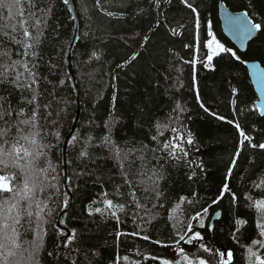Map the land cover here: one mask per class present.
I'll return each mask as SVG.
<instances>
[{
	"label": "trees",
	"instance_id": "obj_1",
	"mask_svg": "<svg viewBox=\"0 0 264 264\" xmlns=\"http://www.w3.org/2000/svg\"><path fill=\"white\" fill-rule=\"evenodd\" d=\"M72 1L80 27L73 50V68L82 110L67 150L68 188L73 196L67 213L64 202L69 205L70 196L66 197L64 185L62 147L76 110L75 90L66 63L75 22L68 1L35 0L37 10L22 3L21 7L26 9L24 19L29 25L34 22L27 15L30 11H37V16L46 20V25L40 26L41 43L34 49L39 53L35 62L39 65L40 79L32 89L17 90L8 84L0 85V96L8 97L13 109H24L20 117H10L7 125L0 121V128L30 117L38 104L36 122L44 143L51 145L45 151L55 169L50 168L48 172L47 182L53 187H48L41 199L51 197L47 204L52 214L47 216V210L43 214L48 223L42 225L47 234L43 236L39 264H71L73 258L77 264H162L164 259L175 264L181 260L180 248L190 255L200 245L213 249V252H204L200 248L197 253L209 264H220L218 253L213 254L217 249L224 252L220 245L233 253L229 264H249V247L264 254V248L252 244V239L264 240L258 237L255 227L260 217L254 207H247L250 202L245 199L246 196L264 198V189L254 187L264 180V149L251 148L247 140L243 145L240 143L243 139L240 130L254 138L252 143L264 142V115L255 105L258 95L244 63L253 59L264 65V0H223L233 10H247L262 25L246 51L239 50L222 29L221 0H189L196 13L181 0H171L170 4L161 0L160 8L150 5L149 0H131L126 7L121 6V0H100V6L96 0ZM141 8L146 11L141 12ZM13 12L14 19L8 20L6 8H0V25L18 26L21 17L16 9ZM209 33L232 49L239 59L231 53H220L208 61L206 57L211 53L205 45L211 39ZM2 49H10L14 60L30 63L33 60L31 56H17V51L23 49L0 37ZM136 53V59L132 60ZM233 89H237L235 94ZM33 96L36 101L30 105L27 101ZM177 104L182 111L176 109ZM113 116L117 122L106 128L105 123ZM235 123H239V130ZM173 128L184 133L185 138L190 131L194 140L192 145L184 144L188 156L179 162L160 150L163 142L174 135ZM24 133H28L27 128ZM15 136L16 129L12 127L7 139L11 142ZM106 136L110 137L111 145L96 147ZM153 136L157 137L155 141ZM81 151L89 155L81 157ZM234 158L236 166L226 179ZM193 171L196 175L190 180L188 177ZM154 172L162 175L161 197L156 196L152 190L155 186L149 180ZM0 174L19 177L20 171L0 165ZM125 179L130 181L131 188ZM225 183L230 192H224L223 198H219ZM132 191L136 194L135 201L130 195ZM104 192L108 193L106 197ZM232 193L236 194V204L231 200ZM104 199L123 204L124 210L107 209ZM93 200L95 204H91ZM214 200L218 202L213 203ZM89 204L93 209H105V214L89 216ZM111 211H116L119 223ZM197 212L202 213L203 228L199 220L191 219ZM215 214L219 215L212 224ZM235 218L247 220L237 233L239 239H233L237 227ZM189 224L193 232L201 233L203 240L189 242L192 235L187 231ZM32 227H36L35 216ZM67 229L69 235L75 229L76 238L69 248H64L57 241L62 237L60 232L67 233ZM38 232L37 229L23 235L24 248L30 249L29 242L40 239ZM118 232L124 234L119 239ZM179 235L185 239L177 243ZM144 236L149 239H143ZM49 252L53 255L49 256ZM21 254L26 260L23 250L17 258Z\"/></svg>",
	"mask_w": 264,
	"mask_h": 264
},
{
	"label": "snow or ice",
	"instance_id": "obj_2",
	"mask_svg": "<svg viewBox=\"0 0 264 264\" xmlns=\"http://www.w3.org/2000/svg\"><path fill=\"white\" fill-rule=\"evenodd\" d=\"M26 2L28 8L37 10V4L35 0H0V8H6L8 13V20L14 19L13 10L16 9L17 14L21 17L18 22L19 31L17 24H11L8 26L0 25V37L4 40L9 41L12 44H15L23 49V51H17L16 55L19 57H28L31 56L33 58L30 63L27 60L23 59H12V54L10 49H2L0 50V85H11L17 90L23 89H32L33 85H38L40 76H39V65L35 62V59L39 56V53L35 51L40 43L41 36L43 35L40 26L41 24L46 25V20L43 19L42 16H37V11L27 12V15L34 18V22L29 25L27 19H24L26 9L21 7L22 3ZM67 3V0H64ZM131 0H121V6L126 7ZM171 0H164V3L170 4ZM98 6H100V0H96ZM181 3L185 4L186 7L192 10L193 13L197 12V9L193 7V5L189 2V0H181ZM150 5H154L156 8H160L161 0H149ZM42 11V10H39ZM50 11V9H49ZM141 12L146 11V9L141 8ZM107 15L112 16V12H107ZM244 19H237L234 21L241 31L245 34L250 35L252 30L255 29L257 31L261 30L262 25L260 23H254L250 18H248V13L245 12ZM198 23V16H197ZM160 21L157 20L156 26L159 27ZM29 27L32 28V31H29ZM22 33V36H20ZM35 33V34H33ZM20 36V38H18ZM211 39L206 42V47L210 51V55L206 57L208 61L213 59V55H219L220 53H231L233 57L239 59L236 56V53L230 49L226 48L222 43H220L212 33H209ZM145 42L148 40V37H144ZM215 46V47H213ZM187 47V45H186ZM93 56L96 54L93 52ZM138 53L133 54L132 60H135ZM190 63V61H189ZM23 68V71H20L19 68ZM118 67H122V65H118ZM207 67V65H205ZM255 67V66H253ZM63 83V81H61ZM237 89H233V93L235 94ZM36 101V96H33L32 99L28 100V104H34ZM115 101V96H113V102ZM23 102V100L21 101ZM233 104L236 103L235 100L232 101ZM207 112L208 109L204 107L201 103L200 105ZM39 105L37 104L35 108H33L32 115L23 120H18L12 126L6 128H0V165L4 168L13 167L17 168L20 171V176H5L0 175V264H39V253L43 246V236H46V229L42 227L43 224L48 223L47 219H45V214L47 216H51L52 212L48 209L47 200L51 199L50 196H47L45 199H41V195L45 194L48 187H53L48 184V172L51 168L52 171H55L52 168L51 161L47 160V152L45 149L51 148L49 143H44L43 138L41 137L40 129L36 122L37 117V109ZM45 108H48V105H44ZM114 108V103H113ZM176 109L182 111L179 104L176 105ZM24 114V109H19L18 111L13 109L10 99L5 96H0V121H2L5 125L8 123V119L13 115L20 117ZM213 116H216L215 113H211ZM51 115V113H49ZM110 115L112 113L110 112ZM261 115H264V110L261 111ZM217 119H224V117L217 116ZM116 119L113 116L110 122L105 123L106 128H111L115 125ZM228 123H233V121H228ZM12 127L16 129V136L13 141H9L7 139L8 133L11 132ZM160 126H158L159 128ZM166 127V126H165ZM235 127L239 130V123H235ZM24 128L28 129V133H24ZM172 135L168 140L163 142L161 151L167 153V157L176 160L179 162L183 158L188 156L187 150L184 148V144L192 145L194 143L192 133L189 131L187 133V137L185 138L184 133L179 132L178 129L173 128ZM58 137V133L56 134ZM160 135H163V132H160ZM240 136L243 139L240 141L241 145H243L244 140L249 141V146L253 149H264V142L259 144L252 143L254 139L251 136H247L243 130H240ZM157 137L153 136L152 140H156ZM8 145L9 147H5ZM111 145L110 137L106 136L102 140L101 145H95L96 147H109ZM155 151V150H153ZM89 154L86 151H81L80 156L85 157ZM240 152L237 151L235 156L238 158ZM45 163L47 166L42 167L41 164ZM191 164V161H188ZM236 166V159L231 160V166L228 169V175L226 179L231 176L232 169ZM123 168V165H121ZM196 175L195 171L189 175L188 179H192ZM155 177V179H153ZM55 179V177H52ZM162 179V175L156 172L153 173L152 177H149V180H152L153 185L155 186L152 190L155 192L157 197H161L163 192L159 190V180ZM16 180L17 182L13 184L11 181ZM125 183L129 184L131 188V183L127 179H125ZM254 187L264 189V180H261L259 183H255ZM148 191L147 188L144 189ZM117 194H119V187L116 189ZM224 192H230L229 185L227 183L224 184L221 196L219 198H223ZM103 195L106 197L108 195L107 192H104ZM133 201L136 199L135 191L130 193ZM186 199L185 197H181V200ZM246 200L250 203L247 205L248 208L254 207L257 210L259 215V219L255 222V227L258 229V237H264V198L254 199L251 196H246ZM231 200L233 204H236L237 197L235 193L231 194ZM218 200H214L213 203H217ZM96 201L93 200L91 204H95ZM103 203L107 209H116L118 208L120 211L124 210L123 204H114L112 199H104ZM91 204L87 206V212L89 216H92L94 213L96 214H105V209L101 207L92 208ZM68 206L67 201L64 202V207ZM137 207H141L139 203H137ZM155 207V205L153 206ZM203 212H207V208L203 209ZM36 218V227L35 229L32 227L33 225V217ZM111 216L116 218L117 223H119V217L117 216L116 211H111ZM192 220H199V226L203 228L204 220L202 218V213L197 212L192 218ZM63 223V221H61ZM234 224L237 226L235 231L233 232V239H239L237 233L240 231L242 226L247 224V220L243 218H235ZM27 226V227H26ZM39 230L38 235L40 237L39 240L34 239L29 242L31 245L30 249L24 248V240L23 235L27 231H36ZM187 231L191 232L192 235L189 237V242L194 240H203L204 237L200 232H193L192 225L189 224L187 226ZM61 236H66L64 241H58V243H62L64 248H69V245L73 243L76 238V230H72L71 235H67L63 231L60 232ZM117 239L123 233H117ZM129 235H137V233H130ZM143 239H149L148 236H144ZM185 239L184 235H179V241H183ZM159 243V241H156ZM253 245H259L261 248H264V240L259 238L252 239ZM200 248L203 249L204 252H213V249L200 245ZM200 248L196 249L195 252H192L190 255L185 253L183 248H180L181 260L175 261V264H209V261L203 257L197 255L200 251ZM27 254V259H24L23 254L18 257V253ZM73 252H79L80 249H71ZM249 254V264H264V254L254 251L252 247L247 249ZM218 253L220 257V264H229V262L233 258V253L231 250L227 251V259H224L225 253L215 250L214 255ZM49 256H52L53 253L49 252ZM127 259V257H124ZM71 264H77L76 259H71ZM162 264H173V262L168 259L162 260Z\"/></svg>",
	"mask_w": 264,
	"mask_h": 264
},
{
	"label": "water",
	"instance_id": "obj_3",
	"mask_svg": "<svg viewBox=\"0 0 264 264\" xmlns=\"http://www.w3.org/2000/svg\"><path fill=\"white\" fill-rule=\"evenodd\" d=\"M71 10H72V15L74 16L75 22H74V30L72 33V38L70 41V45L67 51L66 55V63H67V70L70 74L71 81L73 88L75 90V105H76V110H75V116L73 119V124L72 127L67 135V137L64 140L63 147H62V156H63V164H64V185L67 190V196H70V202L69 205L64 209V212L67 213L68 209L70 208L72 201H73V196L68 188V145L70 140L73 138L75 135L78 124L80 121V116H81V99H80V92L79 88L77 85V79L75 76V71L73 68V50L76 44V40L79 35V20L78 16L73 4L72 0H67ZM248 13V18H250L254 23H258L254 21V19L250 16L249 12L247 10H233L231 9L225 1L221 0L219 2V17L221 19V26L226 34V36L237 46V48L241 51H246L248 48L249 42L254 39L258 33L260 32L253 29L251 34H245L243 31L240 30L238 25L234 22L237 19H244V13ZM244 63L246 64L249 75L251 78V81L254 85V88L257 92L258 98L256 100V106L258 108L259 113L261 114V111L264 110V65L259 61V60H245ZM255 66V67H253ZM1 175V174H0ZM219 214H215L212 218L211 223L214 224L215 218ZM66 216V215H65ZM65 219V217H64ZM59 224H60V219H59ZM67 235L70 234V231L67 229ZM62 239H66V236L59 237L58 241H61ZM57 241V243H58ZM219 248L224 249L225 256L227 255V249H225V246L220 245Z\"/></svg>",
	"mask_w": 264,
	"mask_h": 264
},
{
	"label": "rangeland",
	"instance_id": "obj_4",
	"mask_svg": "<svg viewBox=\"0 0 264 264\" xmlns=\"http://www.w3.org/2000/svg\"><path fill=\"white\" fill-rule=\"evenodd\" d=\"M217 39V38H216ZM218 40V39H217ZM219 41V40H218ZM220 42V41H219ZM221 43V42H220ZM213 47H215V46H213ZM191 205V204H190Z\"/></svg>",
	"mask_w": 264,
	"mask_h": 264
}]
</instances>
